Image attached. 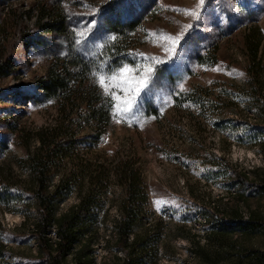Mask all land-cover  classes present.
Returning <instances> with one entry per match:
<instances>
[{
    "label": "rangeland",
    "instance_id": "374dc122",
    "mask_svg": "<svg viewBox=\"0 0 264 264\" xmlns=\"http://www.w3.org/2000/svg\"><path fill=\"white\" fill-rule=\"evenodd\" d=\"M51 2L65 10L64 33L37 24L38 7ZM251 27L263 35L264 69V0H0V264H53L57 220L90 193L65 264H127L132 243L129 264L249 263L264 251V73L248 84ZM177 35L178 44L169 39ZM63 57L83 61L87 85L102 95L110 116L102 128L84 105L70 113L42 90ZM145 76L124 112L127 89ZM59 119H73L76 153L49 192L64 175L72 191L45 228L28 159L40 145L35 133ZM131 167L147 200L126 239L116 226L127 197L116 172Z\"/></svg>",
    "mask_w": 264,
    "mask_h": 264
},
{
    "label": "trees",
    "instance_id": "16d2710c",
    "mask_svg": "<svg viewBox=\"0 0 264 264\" xmlns=\"http://www.w3.org/2000/svg\"><path fill=\"white\" fill-rule=\"evenodd\" d=\"M65 23V10L60 7L59 3H44L38 7L37 24L41 26L43 32L64 33ZM121 25H113L116 33L119 32L118 26ZM262 42L263 35L261 30L258 27H251L245 35V48L249 60L247 70L248 84L251 86H253L254 80H259L263 77L264 69L262 67V56H260ZM69 60V57L60 59L57 67L52 68L47 75L46 81L42 82L41 88L47 96L55 98L63 110L72 108L70 113H74L76 105H84L88 110L85 116L96 122L98 128H102L110 119L109 112L104 103H102V95L94 90L93 86L87 85L88 77L85 73L83 61L76 59V61L70 62ZM5 74V67L0 63V77ZM260 85L261 88H264V80H261ZM206 104L202 101V112L207 109ZM75 133L76 128L73 125V119H70L68 123L59 119L54 124L43 127L35 133L40 145L28 159V170L37 186L33 192V199L45 228L54 223L59 201L72 191L71 177L68 175L62 177L53 192H49V182L58 170L59 164L65 159L75 156L76 148L74 142L69 140V138L71 139L75 136ZM104 173V171H100V174ZM94 174H91L92 176L90 177L92 185L95 182H100ZM116 175L119 183L127 193L122 208L123 218L116 226L118 233L127 239L139 220V206L147 200V195L143 189L144 186L139 169L131 167L130 169L119 170ZM107 176H110V173ZM259 186L261 191L263 190L264 192V181ZM91 200L93 201V194L90 193L83 196L76 210L74 209L69 215L57 220L59 245L57 246V254L50 255L53 264H65L71 246L75 244L80 233L79 229H81L83 217L81 215L90 211L93 204ZM138 203L141 205H138ZM132 244H128L124 248L127 252V264L133 261ZM6 250L7 244L0 239V259L4 258ZM247 256L249 263L238 262L235 264H264V251H253Z\"/></svg>",
    "mask_w": 264,
    "mask_h": 264
},
{
    "label": "snow or ice",
    "instance_id": "6c2138e0",
    "mask_svg": "<svg viewBox=\"0 0 264 264\" xmlns=\"http://www.w3.org/2000/svg\"><path fill=\"white\" fill-rule=\"evenodd\" d=\"M201 3H203V0H201ZM169 39L173 40L174 42H176L177 44L181 41L182 37L177 35L174 37H169ZM173 51H176V49H173ZM130 71V69L125 65L123 66L121 69H119V72H128ZM118 73L117 72H113L112 75L109 77V80L115 79L117 77ZM100 85L103 87L104 86V79L101 78L99 80ZM129 81H125V84H129ZM149 83V77L145 76L139 80H136L134 83V86L129 87L127 90L130 91L132 93V95L130 96V98L125 102V107H124V112H128L131 111L133 108V105L136 104L137 102V97L140 93L141 90H143L145 87H147ZM114 98V96H113Z\"/></svg>",
    "mask_w": 264,
    "mask_h": 264
}]
</instances>
